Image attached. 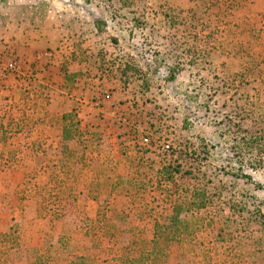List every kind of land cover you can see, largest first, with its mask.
Masks as SVG:
<instances>
[{"label":"rangeland","instance_id":"rangeland-1","mask_svg":"<svg viewBox=\"0 0 264 264\" xmlns=\"http://www.w3.org/2000/svg\"><path fill=\"white\" fill-rule=\"evenodd\" d=\"M24 18L106 110L54 124ZM173 215L162 264H264V0H0V264H131Z\"/></svg>","mask_w":264,"mask_h":264},{"label":"crops","instance_id":"crops-1","mask_svg":"<svg viewBox=\"0 0 264 264\" xmlns=\"http://www.w3.org/2000/svg\"><path fill=\"white\" fill-rule=\"evenodd\" d=\"M30 16V19L35 22L36 19L32 15ZM24 19L26 21L21 24L17 21L12 23V28L16 32L14 34L17 38L15 41L18 42V37L21 33L22 39L19 40L22 42L25 40L28 46L23 47V53L20 59H25L26 75L28 77H35H33L32 82L30 80V83L32 85H38V90H33V86L29 87L30 90H33L30 91V94H36L37 98L41 96L46 99L50 118L54 120V124L58 123L61 130L63 128L64 114L72 112L74 109H77L75 112L78 115L77 117L80 118V121L90 122L89 120L95 117L93 114L94 111H103L105 108H97L96 103L89 102L88 97L85 96L90 92L88 89L83 92V87H79L81 84L76 82L74 85H71L66 79V74L70 73L69 70L74 58L73 56H64L62 52L63 47H61L63 43H60V32L56 29L57 25L45 26L37 31L38 34L36 35L42 38L40 41H36L33 39L34 36L29 38L30 35L27 31L34 28V26L32 23H28V18ZM38 36H35V38H38ZM4 89H7L9 94H14L15 89H10L8 86H5ZM91 94L93 93L91 92ZM53 107L55 108V114L51 115L53 114L51 113ZM106 112L109 113V111ZM99 150V154L106 152L104 149L99 148Z\"/></svg>","mask_w":264,"mask_h":264},{"label":"trees","instance_id":"trees-1","mask_svg":"<svg viewBox=\"0 0 264 264\" xmlns=\"http://www.w3.org/2000/svg\"><path fill=\"white\" fill-rule=\"evenodd\" d=\"M169 174L168 172L167 175ZM179 217V215H173L167 222L157 223L151 248L141 251L131 264H162L163 260L169 256L172 245L179 242L184 234Z\"/></svg>","mask_w":264,"mask_h":264},{"label":"built area","instance_id":"built-area-1","mask_svg":"<svg viewBox=\"0 0 264 264\" xmlns=\"http://www.w3.org/2000/svg\"><path fill=\"white\" fill-rule=\"evenodd\" d=\"M148 141H149L148 139H145V143H148ZM167 148H168V146H167Z\"/></svg>","mask_w":264,"mask_h":264}]
</instances>
